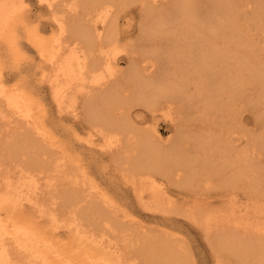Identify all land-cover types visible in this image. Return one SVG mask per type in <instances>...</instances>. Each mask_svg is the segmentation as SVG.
<instances>
[{
	"label": "bare ground",
	"instance_id": "1",
	"mask_svg": "<svg viewBox=\"0 0 264 264\" xmlns=\"http://www.w3.org/2000/svg\"><path fill=\"white\" fill-rule=\"evenodd\" d=\"M37 1L39 5L45 8L46 13L51 18V37L43 41L41 38L38 39L33 35V40L38 45L40 56L43 60L48 62V65L46 64L47 67H45L48 73L45 72L43 78L45 79L48 77L46 81H48V86L50 85L49 88H52L51 94L54 103L60 108L62 103L68 102V104L73 105V109L75 108L74 104L80 101L81 105L76 103L79 105L77 107H80V113L72 110L71 115H69L73 119L79 118V116L85 118L87 126L84 128L87 129L88 142L94 145L95 141H98L100 147L109 153L111 159L114 160L116 157L121 158L123 162L127 164L131 173L137 176L143 175L145 176V181L149 180L150 184L147 181V183H145L149 185L145 186L149 187L150 190H143H146V192L148 190L149 193V196H146L147 200L143 203L145 208L156 209L158 206V208H160L162 204L164 205H162L161 209L163 206H166L168 208L165 207L167 210L171 207L170 202L165 198L167 194L164 196V192L166 191L164 188L162 189L164 184H161V187L160 183H157L156 179L152 176V173L160 174L166 177L165 179L171 180L170 175L172 174L171 177H173L176 170L180 168L183 170L182 175L179 174L181 177L176 175L177 178L184 177L186 173L192 172V169H194L193 172L197 170L194 168L196 167L194 163L191 162L190 164L192 165L189 163L186 164L188 154H191V152L188 153L190 151L188 145H185L186 149H188L186 152L182 144L175 139L172 143V147L163 149L158 146L160 144L163 145V143L159 144L158 141L157 143L154 142L153 139L155 138L152 134L148 135L149 133L146 129H143L144 132L140 133L139 129L134 126L135 124H133L132 117L130 116V106L133 108L134 105H142V107L148 109V114L152 119L157 116V114L163 115L165 113L164 115L170 118L171 124L176 129V137L182 140L183 138L181 137L180 131H184V129H182L184 125H182V118H180L178 114L181 113V110L184 108L193 107L194 103L196 105L201 103V105L199 104L201 106L199 110H201L202 113L205 112L207 115L206 118L203 119L204 122L209 119L210 111H213L215 108L216 110L222 109V111H224V117L229 115L230 118H233L234 115L232 116V112L236 111L232 109L233 100L236 96H243L242 93L248 83H254L252 85L257 87V91L264 99V56H259V53H263L264 49L263 47L259 48L252 44L249 35L246 34L245 27H243L246 21L244 15H249L246 14L247 12L250 13V16L254 19L255 30L256 28L259 29L264 26V0H211L208 4L204 3L203 5L199 4V0ZM23 6L24 0H0V44L3 40H14L11 31L18 26L17 22H20L18 19L19 14L24 9ZM132 18L135 19V22L133 21L135 30L130 32L128 30L122 31L119 29V23L121 21L125 22L128 27L132 26ZM134 33L135 37L133 36ZM131 37L132 40L125 42V44L128 43V45H126L127 47L125 46L126 49H120L123 47L121 45L122 43L124 44L123 41ZM253 39H256V37L254 36ZM122 60L126 62V68L123 70V67L120 69L118 66ZM160 69L163 70V74L158 77L156 75ZM45 75H47V77ZM1 78L0 76V100L4 102V107L6 104V108H9L8 110H11L12 113L14 112L15 114H13L17 115L16 117L26 120V124L30 121L29 123L33 125L34 118L32 116V111L34 106L32 102L27 97L24 98L16 93V88H14L15 90H9V92H7V89V91L2 89ZM254 98L255 101H259L258 94ZM2 104H0V106H2ZM188 104L190 105L188 106ZM2 107H0V109H2ZM8 110L5 109L4 111L8 112ZM229 110L231 112H229ZM226 111L228 114L225 113ZM0 112H2V110H0ZM11 112L9 114H12ZM202 116L204 117L205 115L202 114ZM16 117H13L14 119H8L11 121L17 120ZM232 121L236 123L235 117ZM2 122L4 121L0 122L1 125ZM234 123L231 125L228 124L225 128L226 133L231 132L230 129H233L232 126ZM21 124L23 125V121ZM18 128L21 129V127ZM18 128L16 127V130ZM28 128L29 127H26V129ZM35 128L37 129L36 134L31 132L32 130L34 131ZM10 129H13L12 126ZM34 129H28L30 130V134L32 133L35 136L39 135L38 137L41 136V138H43V132H40L35 125ZM22 130L23 128L21 131ZM7 131H9V128ZM26 131L23 130L19 136L21 135V137H23V133ZM151 131L155 133L154 128H152ZM14 132L12 131L10 133ZM221 133L222 132H220L218 136H208L210 137L208 140L207 138L202 139L201 135H199L200 139L194 136V138L187 139V144L190 143L191 146H193L192 143H196L198 146L200 145L199 141H201V145L203 142H207L205 143L206 146L211 143L209 145H214V149H217V151L213 149V152L216 151L217 154L220 152L222 155L223 151L227 154V152H230L232 149L226 142L230 139H224ZM25 134L28 135V133ZM129 134H131V136L126 140L122 139L123 136H128ZM7 137L8 135L6 138ZM14 137L12 138L15 140L18 138L16 136ZM38 137H36V139ZM131 137L136 139L130 140ZM24 138L27 140L28 137ZM31 138L35 137L31 136ZM21 140L24 142L23 138H18L20 144L22 143ZM128 140L129 143L127 142ZM237 140H240V138L235 137L233 139V141ZM29 141L30 138L28 139V142ZM0 142L2 143V141ZM12 142L10 141V146L8 144L6 145L10 148L11 145H15L16 143V145H18V142ZM32 142L34 143V141ZM6 143L8 142L6 141ZM36 143L38 144L39 141ZM30 144L29 142V145ZM37 144H33V146L35 145L34 149L38 146ZM155 144H157V146ZM196 144L195 147H197ZM25 146H27V144ZM33 146L30 149H32ZM126 146H129L130 149L125 150L124 148ZM191 146L189 145L193 150ZM5 147L2 148V150L4 149L3 152H6ZM202 147L199 146L201 149L200 152L203 151ZM7 149L8 148H6V150ZM41 149L42 147H40L37 152L39 150L41 151ZM25 150L23 149L22 151L25 152ZM22 151H19L20 155L23 154L21 153ZM212 151L209 152L211 158L212 155H216L215 153L214 155ZM15 152L13 151L12 153ZM19 153L17 152L16 154L19 155ZM25 153H27L28 156L29 152L27 151ZM203 153L204 152L201 154ZM235 153L239 155V152ZM17 155H15V157ZM30 155L29 157H25L27 158V162L31 160ZM33 155L34 154H32V156ZM221 155H217V157ZM190 156L188 158L189 160L191 158L198 160V157H196L198 155ZM207 156L206 159L208 158L207 160L209 161L210 159ZM8 157H10V155L7 156V158ZM15 157L12 155L10 158L16 160L14 159ZM193 157H196V159ZM219 158L220 157H215V159ZM17 159L19 162L20 160L21 162L26 161V159L23 160L22 158ZM38 159L41 161L42 157ZM63 159L64 158L60 157L53 161L56 164L54 168L55 171H58L61 167L65 168V160ZM32 160L29 162L30 165L28 163L26 164L34 167L31 163ZM46 160L49 161V158L45 157V161ZM197 160L196 163L198 162ZM216 161L219 160H212L211 162L214 164ZM23 162L19 165H26L25 162ZM54 163L53 165H55ZM202 163L200 162V164ZM204 164L206 163L202 165ZM16 165H14V168ZM19 165L17 167H19ZM51 165L52 163L50 165L48 163L43 165V168L47 166L52 167L53 165ZM193 165L194 167H192ZM222 167L223 166H220L219 168L222 169ZM14 168L12 166V169ZM24 168L27 167L24 166L18 169L24 170ZM219 168L216 170L219 171ZM7 169L3 171L7 173ZM15 170H17V168H15ZM20 170L17 171L20 172ZM50 170L51 173L53 172V169H49L47 170V175L48 173L50 174V172H48ZM205 170L206 172L208 170L209 172L207 173L210 174L209 169L205 168ZM3 171L0 172L2 176L4 175L2 174ZM44 171L46 172V170ZM44 171H41L42 174ZM29 172H26L28 173V179L26 177L27 174L26 176L24 175L25 177L23 176L25 178L24 181L21 179V182L18 183L16 182L18 180L16 178L14 179V181L16 180V184L18 183L17 185L12 184L13 181L11 182V179L15 176L12 177L11 175V179L10 177H8V179L6 176H3V178L5 177L6 179H2V182L0 181V264H137V262H132L131 259H128L122 251V249L124 250L126 246L130 245V241V243L127 241V244L122 242L125 248H119L117 246L119 242L114 244V241H110L108 235L104 234V231H108L110 228L118 231L117 229H120V226L116 224H107L111 222L108 221L110 218H106L109 216L105 212L104 214L97 211L99 208L94 209L96 205L94 206L95 203L91 201L92 199L86 202L84 198H81L83 196L82 194H80V196L79 194L76 195L72 193V196H69L67 200L71 202V206L75 205V208L73 207L74 209H71V206L67 202L72 212L68 207L69 211L67 213H65L66 209L65 211L61 209L58 210L59 207L56 205L59 204L60 200H57L58 203H53L52 201H54V198L51 200L53 205L49 206V208L47 207L48 209H44L45 205L44 207H40V203L37 200L39 197L36 198V194L39 193L38 188H40L45 181L41 184L38 179L39 176L36 178V173L34 172L36 180L38 179L37 182L41 184L38 187V183L32 176L33 170ZM212 172L214 173V170H212L211 173ZM219 172L221 173L222 171L220 170ZM244 172L238 171L237 175L244 176ZM224 173L223 170L221 174ZM214 174H216V172ZM44 176L43 179L46 180L47 176L45 178ZM17 178L19 179L20 177ZM197 178L198 176L196 179ZM49 179L46 180V184H48L44 185L45 187L50 185L51 190H54L52 189L54 185L51 186V184L56 180H54V182H49ZM182 179L180 180L183 184L187 183L186 181L190 183L192 180L190 178L191 180H186L184 183L183 180L186 178L184 177V179ZM234 179L232 180L234 181ZM252 179L253 181L249 180L252 182L251 185L254 182L258 184L256 176ZM261 180L264 182V178H261ZM141 181H143V179H141ZM174 181L172 179V183H174ZM167 182L170 183L168 180ZM175 184L176 182L174 185ZM180 184L182 185L181 182ZM231 184L233 185V183L229 185ZM256 187H248L249 189L252 188L250 189L252 190V195L264 194L263 190L260 192ZM138 189L137 187L136 190L138 191ZM142 189L140 191H142ZM102 195H100V197ZM78 197L81 199H77ZM140 197L143 198L142 195ZM142 198H140L141 201L140 199L138 200V202L140 201L139 203H142ZM103 200L104 199L100 200L99 198L98 201L100 202ZM107 200L109 202L108 198L106 201ZM195 200L192 199L191 201L194 208L193 212L197 214L202 210L198 204L194 203L196 202ZM83 201L84 204H81V206L85 205L86 208L82 207L85 208L84 211H82L80 206H76L80 205L81 202L83 203ZM163 201L166 202L164 203ZM54 204H56L55 208H52ZM96 204L98 207L97 202ZM105 206L107 207L108 204H105ZM189 207V209L192 210L191 206ZM101 209L102 208H100V210ZM240 209H242V207ZM78 210L89 215H91V213L97 215L96 219L98 218L99 221L88 219L85 221L86 224H84V222L80 220L84 219L79 218L82 213ZM172 210H175V212L179 211V209L176 210L175 208ZM185 210L188 211L186 208ZM251 210L253 217L256 218L253 222L242 223L236 221L233 222V226L236 228H243L244 232L241 234L244 236L249 231L255 232L254 236L256 237L253 238L254 240L248 237H241L235 232H228L222 236L220 243L226 257L232 259L237 264H264V205L258 203L253 206ZM77 211L79 212V217L76 216L78 213ZM239 211L241 210L238 209V212ZM63 215L68 217V223L67 221H65L67 224H65V222L62 223L65 224L63 226L65 229L64 231L67 233L69 242L72 244L69 246L67 242L59 245L60 242L54 239L55 235L58 234L56 231V223L58 222V224H60L59 221L61 222L65 217L62 218L61 216ZM189 215L190 214H188V216ZM257 216H259V218H257ZM83 217L86 216L83 215ZM104 217L107 220H105ZM257 219H261V221H257ZM45 221H49L51 227L42 230L41 228L43 226H41V224ZM92 221L96 226H93L94 228H98L97 225L99 223L102 224V226L100 224L99 226L103 229H96L98 233L101 230L100 232L102 234H94L96 231H91L94 229L91 226ZM95 221L97 222L96 224ZM88 225H90L92 229L90 226V228H87ZM82 230L85 232L84 237L82 236ZM100 234L101 236L98 238L97 235ZM224 237H227V241L224 240ZM127 239H125V241ZM131 244L132 246H130L133 247L134 244ZM150 245L152 247L155 246L152 244ZM150 245L145 248L146 250L144 248V250H142V248L139 247L140 252L137 251V253L140 254L143 253L142 251H146L143 253L142 258H151L150 260L153 264H176L177 260L172 256L171 252H164L163 250L161 252L159 248L158 251L148 250L151 249ZM134 248L135 247H133V249ZM147 252H149V256H147Z\"/></svg>",
	"mask_w": 264,
	"mask_h": 264
},
{
	"label": "rangeland",
	"instance_id": "2",
	"mask_svg": "<svg viewBox=\"0 0 264 264\" xmlns=\"http://www.w3.org/2000/svg\"><path fill=\"white\" fill-rule=\"evenodd\" d=\"M210 1L211 0H199L198 2L199 4L203 5L204 3L208 4ZM37 2H38L37 0H24V6H23L24 9L19 14V19H18L20 22L19 23L17 22L18 26L13 31H11V33H13L15 41L13 39L12 40L8 39L7 41L3 40L0 44V55H1L0 76L2 77L1 78L2 86H3L2 89L5 90L7 89L8 91L7 90L6 91L9 92V90L10 91L15 90L14 88H16L17 91L15 90V92L23 96L24 98L27 97L34 106V109L32 111L34 124L32 125V123H29L30 122L29 121L28 122L29 125H28L26 124L27 123L26 120L16 117L17 115H14L15 114L14 112L13 114L11 110H8L9 108L8 109L6 108V104L4 107V102L0 100V104L3 103L2 104L3 107L0 106L2 107V109H0L2 110V112H0L1 113L0 122L4 121L2 122V125L0 124V132L2 134V135L0 134V138H1L0 141H2V143L0 142V159H1L0 163L2 164V165L0 164V172L8 168L7 173L6 171H3L2 173L4 174L3 176H6L7 178L10 177V175L12 177L15 176L14 178L10 177V179L12 178L11 182L13 181L12 182L13 185L14 184L17 185L19 182H21V179H23L24 181L25 179L24 177L26 176V174H27L26 177L28 179V173H26L27 171L29 172L31 170L32 172L33 170L32 172L33 179L36 180V178H38L39 176L38 179L41 184L45 181L42 184L43 185L42 186L40 183L37 182L38 179L36 180V182L38 183L37 184L38 187L41 185L40 188H38L39 193L36 194L37 195L36 198L39 197L37 200L40 203V207L41 206L44 207L45 205L44 209L45 208L48 209L49 206L53 205V203L56 202L58 203L57 200H60L59 204L57 205L54 204L52 208H55L56 205L59 207L58 210L61 209L65 211L66 209L65 213H67L70 208L71 209L75 208L74 207L75 205L71 206L72 205L71 202L67 201L68 197L72 196V193H75L76 195L82 194L85 197L82 196L81 198H84L85 199L84 201L86 202H88L87 200L92 199L91 201L95 203L94 206L96 205L94 209L99 208L97 209V211H100L102 213L105 212L109 216L106 218L107 219L110 218L108 221L111 222L107 224L109 225L116 224L120 226V229H117L118 231L110 228V230L104 231V234L108 235L110 241H114L113 242L114 244H117L119 242L120 246L119 243L117 244L119 248H125L123 246V243L127 244V241L133 243L134 244L133 247L136 248V251L135 248L133 249V247H131L132 244L130 242L129 243L131 246L125 245L126 248L124 250L127 252H125L123 249L122 251L123 253H125V256L128 257V259H131L132 262H137V264H153L152 261L150 260L151 258L150 259H148V257H145V259L142 258L143 253L146 252L142 250H144L150 244L155 246L152 247L150 245L151 249L148 250L158 251L160 249L161 252L162 250L164 252H171L172 256L177 260L176 264L179 263L180 264H237L232 259L226 257V254L224 253V251H222V247L220 244L222 240V236H224L228 232H235L237 235L241 237H248L251 240H254L253 238L256 237L254 236L255 232L249 231L244 236L241 234L244 232L243 228L234 227L233 222L236 221L242 223H246V222L250 223V221L253 222V220L256 218L253 217L251 208L257 205L258 203L264 205V194L252 195L251 194L252 190H250L253 187L257 186L256 188L257 190L259 189L258 191L260 192L261 190L264 191V182H262L261 180V178H264V99L257 91V87L252 85L254 83H248L245 86V89L242 93L243 96L242 97L236 96L233 100L232 109L233 111L234 110L236 111L232 112L233 114L232 113L231 114L232 116L234 115L236 123L232 121L234 117L230 118L229 115L224 117V113H223L224 111H222V109H218V107H217L218 110H216L215 108L213 109V111H210L208 117L209 119L206 120L205 122L203 121V119L206 118L207 115L205 112L202 113L201 110H199L201 108L200 106L201 103H199L200 105L199 104L196 105L194 103L193 107L190 108L187 107L181 110V113H179L178 116L182 118L181 119L182 125H184V127H182L184 131H180L182 135L181 137L183 138L182 140L176 137L177 136L176 129L171 124L170 118L167 117V115H164L165 113L163 115L157 114V116H155L152 119L148 114V109L142 107V105H138V106L134 105L133 108L132 106H130L131 108L129 110V113L130 116L132 117L133 124H135L134 126L139 129L140 133H143L144 132L143 129H146V131H148L149 133L148 135L152 134L153 137L155 138L153 139L154 142L157 143L158 141L159 144L163 143V145L160 144L161 146L158 145L160 148L166 149L172 147L173 146L172 143L175 141V139H177V141L180 144H182V147L185 148L186 152L188 151V149H186V146L188 145V148L190 150L188 153L191 152V154H188V158L190 155L192 156L198 155L196 156L198 157V160L196 159V157H193L198 161L197 162L198 164L196 163V160L192 158L189 160L187 158L186 164L187 163L190 164L191 162L194 163V165L197 168L194 167V165L192 167H194L195 170L197 171H194L195 172L194 173L193 172L194 169H192V172L194 174L192 172H188V174L191 173L189 174L190 176L186 173L189 177L185 174L184 177L186 179H184V177L182 176L184 180L182 178H179L181 177L180 175H182V171H183L181 168L176 170V172L178 173L175 172L174 175L176 176L180 174L178 177L179 179L177 178V176L176 177L173 176L174 178L171 177L172 174L170 175L171 178L170 180V179H165L166 177L161 176L160 174L152 173V176L156 179L157 183L159 182L160 185L164 184L163 187L162 185L161 187L162 189L164 188L166 190V191L164 190L165 191L164 196L167 194L165 198L167 201L170 202L171 207L169 208V210L171 211L167 210L168 208L166 206H163V208L161 209L162 205L164 204H162L160 208H158L159 207L158 206L156 209L145 208L143 203L147 200V197L149 196L148 190H150V188L146 187L150 184L149 180L145 181L144 180L145 176L143 175L137 176L131 173L127 167V164L124 163L121 158L116 157L114 160L111 159L109 153L106 152L105 149H102L100 147L98 141H95L94 145L88 142L87 129L84 128L87 126V121L85 120V118L79 116V118L77 117L73 119L70 116L72 110H75L78 113H80L81 111L80 107H77L79 106L77 104H80V101H77L76 102L77 104L76 103L74 104L75 108L73 109H72L73 105L68 104V102L66 103L65 102L66 100L64 101L65 103L61 104L60 108L57 107L56 103H54L51 94L52 88L51 87L49 88L50 85L48 86V81H46V79H48L47 75H45L47 78L45 79L43 78L45 72L48 73L47 68L45 69V67H47L48 65V62L43 60V58L40 56L38 51V45L33 40V35H35V37L38 39L41 38V40L43 41L48 40L51 37L52 34L51 18L46 13L45 8L39 5ZM246 14H249V15H244L245 17L244 19L246 21L243 27H245L246 29V34L249 35L251 39L250 41L252 42L253 45L258 46L259 48L263 47L264 49V26L259 29L256 28L255 30L254 19L250 16V13L247 12ZM133 21L135 22V19L132 18L131 19L132 26L130 27H128L125 22L121 21L119 23V29L122 31L128 30L132 32L133 30H135V26H134L135 24H133L134 23ZM135 33L133 34V36L135 35ZM254 36L256 37V39H253ZM132 37L130 39H127L126 41L124 40L123 41L124 44L128 40H132ZM124 44L123 43L121 44L123 47L120 49H126L127 47L126 45H128V43L125 45ZM259 56L263 57L264 52L259 53ZM125 65L126 62L122 60L118 66L120 69L121 67H123L122 68L123 70L126 68ZM161 74H163L162 69L158 71V74L156 76L159 77ZM257 94L259 95V101H255L254 98ZM189 105L190 104H188V106ZM3 108L8 110V112L4 111L5 109ZM231 111L229 110V112ZM10 112L12 114H9ZM225 113L228 114L227 111ZM2 114L5 116H3ZM202 114L205 116L203 117ZM13 117H16L18 121L16 119H15L16 121L9 120ZM7 120H9L10 122ZM22 121H23V125L21 124ZM16 123L18 126L16 125ZM233 123H234V125L232 126L233 129H230L231 132L226 133L225 128L228 126V124L231 125ZM4 125L5 127L6 126L7 127L5 128ZM34 125L35 127H38V130L40 132H43V138H41V136L38 137L39 135L36 136L34 135L36 134L37 131L36 128L34 129ZM11 126L13 128L12 130L10 129ZM16 127L17 128L21 127V129L23 128L24 131L27 130L28 132L27 131L24 132L23 133L24 136L21 137V135L19 136V134L22 133L23 130L21 131L20 128L16 130ZM26 127L34 129V131L33 130L31 131L34 134L31 133L32 134L31 135L30 130H28L29 128L26 129ZM8 128L9 131L11 130L10 132L12 131L15 132L10 133L9 131H7ZM152 128L155 129V133L151 131ZM5 130L7 131V133ZM220 132H222L221 134L223 135L222 137L224 139H230L226 142L231 146L232 149L230 152H227V154L224 153L223 151H222V155L220 154L219 151H218L219 154H217L216 153L217 149L216 148L214 149L215 146L209 145L211 143L207 144L208 146H206L205 144L207 142L205 143L203 142V144L201 145V141H199L200 145L198 146L196 143H192L191 141L190 142L192 143L193 146H191L190 143L187 144L188 138H194L195 136V138L199 137L200 139L199 135H201L202 139L207 138L208 140L210 139V137L208 136H218ZM25 133H28V135H26ZM6 134L8 135L7 138H6L7 136ZM15 134H17L18 136ZM10 136L12 137L16 136L19 139L23 138L24 142L21 140L22 141L21 143L22 145H21L18 141V138H16L17 140L16 141ZM31 136L35 138H31ZM129 136H131V134H129L128 136H123L122 139L126 140ZM24 137H28L27 140H25ZM36 137L38 138L36 139ZM235 137H239L241 141L240 140L233 141ZM8 138L12 140H9ZM29 138H30L29 142L31 143L30 144L31 146L29 145L28 142ZM131 139L135 140L136 138L131 137L130 140ZM14 140L18 142V145H16L17 143ZM6 141L8 143H6ZM10 141L11 142L13 141L12 143H16L15 145L17 147L15 145H11L10 148L9 147ZM32 141H34L35 144H37L36 143L37 141H39V143L42 144L41 145L38 143L37 144L38 146L36 145L37 147H35V149L37 148L40 149V147L44 149L46 146L44 150L41 149L43 153L39 150L38 151L40 153L39 154L37 152L38 149L37 150L34 149L35 145L33 146L34 143ZM127 142L129 143V140ZM6 144H8L9 146ZM19 144L22 146V148ZM26 144L27 146H25ZM195 144L198 148L195 147ZM1 145L3 147H5L6 145L5 147L6 152H3L4 149L2 150L3 147ZM155 145L157 146V144ZM189 145L193 147V150L189 147ZM32 146H33L32 148L33 150L30 149ZM199 146L204 147V149L202 147L203 151L200 152L201 149L199 148ZM6 148H8L7 149L8 151L6 150ZM23 149L24 150L26 149L25 152L28 151L31 155L28 153L27 156V153L22 151ZM124 149L129 150L130 147L126 146ZM213 149L216 151L213 152L212 151ZM18 150L22 151L21 153L23 154L20 155ZM13 151L14 152L17 151L19 155L16 154L17 152L12 153ZM33 151L36 153H34ZM210 151H212L213 154L214 153L216 154V155L214 154L215 156L212 155V158H211V154L209 153ZM202 152L204 153L201 154ZM235 152H239V155H237V153ZM32 154L34 155L32 156ZM208 154L210 155L207 156ZM9 155L10 157L12 155L14 157L15 155H17L16 156L17 158L20 159L22 158L23 160L26 159V161H24L25 164L26 163L29 164V162L33 159L31 163L34 167L29 166L30 164L29 165L26 164L27 166L24 164L19 165L23 161L21 162L20 160L19 162L16 157L14 159H16L17 161L13 160V158L10 157L7 158V156ZM29 155L32 158L30 157L31 160L27 162V158L25 157L26 156L29 157ZM217 155H221L223 157L218 156L220 158L215 159V157L218 158ZM206 156L209 157L210 160L212 159L213 161L214 160H219V161H216L213 164V162H211L212 160L208 161L207 160L208 158L206 159ZM39 157L40 158L42 157L41 161H39L40 160L38 159ZM45 157H48L49 161L47 160L45 161ZM60 157L64 158L63 160H65L64 163L65 168L61 167L60 169H58V171H55L54 168L56 164L53 161L56 158L59 159ZM10 160L11 162L14 161L12 162V164L15 163V161L16 163L12 165ZM222 161L226 164H224ZM50 162L52 163V165L53 163L55 165L53 166L51 165L52 167L47 166L43 168L44 167L43 165H46L48 163L50 165L51 164ZM200 162L206 164L202 165L203 163L200 164ZM241 163L244 165H242ZM16 164H18L19 167H17L18 165ZM14 165H16L15 168H17V170H20L18 168H23L24 166L27 168H24V170L22 169L19 172L15 170ZM12 166L14 169H12ZM220 166H223L222 169L225 172L224 174H221L223 173V170L219 168ZM205 168L209 169L210 174L212 175L207 173L209 171L207 170L206 172ZM218 168L222 171L221 173L219 172L220 170L219 171L216 170ZM43 169L46 170V172ZM49 169H53L52 170L53 172L51 173L50 170L48 171L50 172V174L48 173L47 175L46 173L47 170ZM212 170H214V173L216 172V174H214L213 172L211 173ZM237 170L243 172L245 171L244 172L245 175L244 176L240 175L241 177L238 176ZM41 171H44L43 174ZM34 172L36 173V178L34 176L35 175ZM15 173L18 175H16ZM44 175L47 176L46 180L49 179V177L50 179H52V180L49 179L48 180L49 182L50 181L54 182V180H56L53 184H51V186L54 185L55 188L52 186V189H54L55 191L51 190L50 185H48L50 188L48 186L45 187V185H47L48 183L46 184V180L43 179ZM1 176L2 175H0V177ZM3 176L0 179L1 182L2 179H6L5 177L3 178ZM46 176H44V178ZM197 176L199 179L198 178L196 179ZM255 176L257 178L258 184H255L254 182L251 185L252 182L250 181H253L252 178H254ZM17 177H20L19 178L20 180ZM161 177H163L164 179ZM15 178L18 180V181L15 180L16 182H18L17 184L14 181ZM141 179H143V181H141ZM172 179L173 181L176 180L174 181V183L176 182L175 185L174 183H172ZM180 179H182L184 183L186 180L189 179L191 180V182L189 183L188 181H186L187 183L183 184V182ZM232 179H234V181ZM167 180L170 183H168ZM147 181L149 184L146 185ZM179 181L182 183V185L180 184ZM230 183H233V185L232 184L229 185ZM136 186L139 188L138 191L136 190L137 189ZM249 186L252 188L249 189L248 188ZM141 189L142 191H140ZM144 189H148L147 192L146 190L143 191ZM247 189L250 190V193L249 190ZM100 195L105 197L101 196L102 199L104 200L99 202L98 201L99 198L100 200H102ZM139 195L140 196L142 195L143 198L140 197ZM139 197L142 198L143 200L142 203H139L141 201ZM194 197L196 198V200ZM53 198L54 201H52L53 202L52 203L51 200ZM79 198L80 197H78L77 199ZM107 198L109 199V202L108 200L106 201ZM139 199L140 201L138 202ZM192 199L196 201V202L193 201L194 203L198 204L201 207L202 211L200 213L196 212L197 214H195L193 212L194 208L192 206V201H191ZM84 201L83 203L81 202L80 205H76V206H80L82 211H84L86 208L85 205L81 206V204H84ZM67 202L71 206L70 208L69 205H67ZM96 202L98 203V207ZM104 203L106 205L108 204V206L106 207ZM182 205L184 206V208ZM189 206H191L192 210L189 209L190 208ZM241 207L242 209H240ZM100 208H102L103 210L102 209L100 210ZM173 208H175L176 210L179 209V211L175 212V210L174 211L172 210ZM185 208L188 209V211L185 210ZM71 209L70 211L72 212ZM238 209L241 211L238 212ZM79 212L82 213L81 211ZM79 212L76 215L77 217H79ZM187 213L190 215L188 216ZM65 215L61 217L63 218ZM83 215L86 217H83ZM91 215L93 214L91 213ZM91 215L82 213L80 214L79 218L84 219V220L80 219L81 221L84 222V224H86L85 221L88 219L89 220L91 219L93 221L94 220L99 221L98 218L96 219L97 215H93V216ZM67 218L68 217L65 216L63 218V220L65 219L64 221L63 220L61 222L59 221L60 224H58V222L56 223L57 224L56 231L58 232V234L55 235L54 239L60 242L59 245H62V243H66V242L68 243V246L71 244V242H69V237L67 233L64 231L65 229L63 227L65 224L68 223ZM106 218L104 217L105 220H107ZM257 218H259V216H257ZM65 221H67V223ZM93 221H92L93 225L90 222L92 227L95 226ZM257 221H261V219H257ZM62 222H65V224H63ZM96 223L97 222L95 221V224ZM99 224L102 226L101 223ZM99 224L97 225L98 228L103 229L99 226ZM41 226H43L41 228L42 230L47 229V227L48 228L51 227L49 221L43 222ZM89 226L90 225H88L87 228L91 227ZM98 228H94L91 231L95 230L96 233L94 234H97L98 233L97 231L99 230ZM100 231L99 233H101ZM81 232L83 233L81 234L84 237L85 232L83 230ZM101 234L97 235V237L99 238ZM125 239L127 240L125 241ZM224 240L227 241V237H224ZM139 247L142 248L141 251L143 253L140 254L137 253V251L140 252ZM149 255H150L149 252H147V256Z\"/></svg>",
	"mask_w": 264,
	"mask_h": 264
}]
</instances>
